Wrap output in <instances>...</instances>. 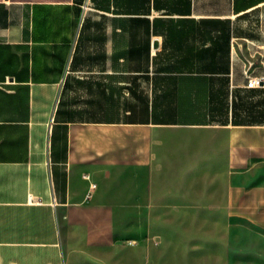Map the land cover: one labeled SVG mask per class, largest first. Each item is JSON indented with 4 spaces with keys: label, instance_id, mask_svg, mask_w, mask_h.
Returning <instances> with one entry per match:
<instances>
[{
    "label": "crops",
    "instance_id": "obj_1",
    "mask_svg": "<svg viewBox=\"0 0 264 264\" xmlns=\"http://www.w3.org/2000/svg\"><path fill=\"white\" fill-rule=\"evenodd\" d=\"M195 178L264 210V0H0V264H115L116 195Z\"/></svg>",
    "mask_w": 264,
    "mask_h": 264
},
{
    "label": "rangeland",
    "instance_id": "obj_2",
    "mask_svg": "<svg viewBox=\"0 0 264 264\" xmlns=\"http://www.w3.org/2000/svg\"><path fill=\"white\" fill-rule=\"evenodd\" d=\"M137 182L116 195L115 264H264V210L234 180Z\"/></svg>",
    "mask_w": 264,
    "mask_h": 264
},
{
    "label": "built area",
    "instance_id": "obj_3",
    "mask_svg": "<svg viewBox=\"0 0 264 264\" xmlns=\"http://www.w3.org/2000/svg\"><path fill=\"white\" fill-rule=\"evenodd\" d=\"M259 84V80L256 78H249L247 81V86H254Z\"/></svg>",
    "mask_w": 264,
    "mask_h": 264
},
{
    "label": "water",
    "instance_id": "obj_4",
    "mask_svg": "<svg viewBox=\"0 0 264 264\" xmlns=\"http://www.w3.org/2000/svg\"><path fill=\"white\" fill-rule=\"evenodd\" d=\"M155 44H156V41H155Z\"/></svg>",
    "mask_w": 264,
    "mask_h": 264
}]
</instances>
